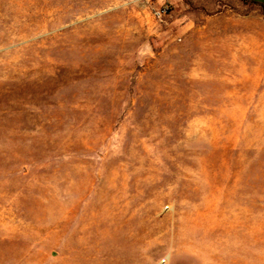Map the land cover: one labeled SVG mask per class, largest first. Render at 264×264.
Wrapping results in <instances>:
<instances>
[{
  "label": "rangeland",
  "instance_id": "374dc122",
  "mask_svg": "<svg viewBox=\"0 0 264 264\" xmlns=\"http://www.w3.org/2000/svg\"><path fill=\"white\" fill-rule=\"evenodd\" d=\"M0 264H264V0H0Z\"/></svg>",
  "mask_w": 264,
  "mask_h": 264
}]
</instances>
